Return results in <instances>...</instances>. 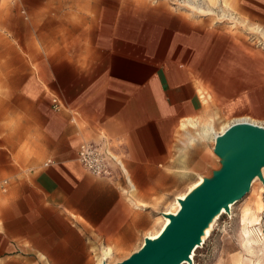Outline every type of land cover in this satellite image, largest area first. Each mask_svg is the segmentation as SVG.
<instances>
[{
	"label": "crops",
	"instance_id": "obj_1",
	"mask_svg": "<svg viewBox=\"0 0 264 264\" xmlns=\"http://www.w3.org/2000/svg\"><path fill=\"white\" fill-rule=\"evenodd\" d=\"M243 3L264 23V0ZM99 12L109 16L89 44L52 54L48 91L26 94L32 112L19 141L27 149L0 151V264H98L96 254L109 258L111 248L131 254L163 225L144 234L154 217L140 203L152 202L180 130L208 113L231 118L217 129L201 125L197 133L214 139L236 119L264 118V51L235 32L164 6ZM86 141L108 142L134 185L87 171L77 160Z\"/></svg>",
	"mask_w": 264,
	"mask_h": 264
},
{
	"label": "rangeland",
	"instance_id": "obj_2",
	"mask_svg": "<svg viewBox=\"0 0 264 264\" xmlns=\"http://www.w3.org/2000/svg\"><path fill=\"white\" fill-rule=\"evenodd\" d=\"M127 4L164 6L208 26L223 25L264 51V36L257 30L264 31V23L243 0H0V93L4 94L0 107V151L18 145L27 149V142L19 141L26 115L32 112V99L26 94L34 99V89H48L43 78L50 69L52 54L57 49L62 52L71 48L72 52L89 44L98 23L109 16L99 12L100 6ZM228 14L231 15L226 17ZM201 99L208 108L210 98L204 93ZM229 119L208 113L198 118L197 128L180 130L172 165L165 174L158 175L156 188L150 191L152 202L140 203L154 217V224L144 234L160 228L161 212L175 210L176 195L183 194L199 176H208L211 168L219 166L212 150L214 139L197 132L203 123L213 122L217 129ZM257 120L264 126V118ZM198 168L202 171H196ZM130 183L134 185L131 179ZM141 242L142 237L140 246ZM111 249L108 264L130 255ZM101 256L104 255L96 254L98 264ZM193 264H264V181L257 177L230 211L215 220L203 244L196 248Z\"/></svg>",
	"mask_w": 264,
	"mask_h": 264
},
{
	"label": "water",
	"instance_id": "obj_3",
	"mask_svg": "<svg viewBox=\"0 0 264 264\" xmlns=\"http://www.w3.org/2000/svg\"><path fill=\"white\" fill-rule=\"evenodd\" d=\"M212 150L219 166L180 200L176 213L165 215L170 221L156 238L144 237L137 250L114 264H192L190 255L201 245L204 229L214 216L222 209L229 212L254 179L264 181V126L231 123L215 136Z\"/></svg>",
	"mask_w": 264,
	"mask_h": 264
},
{
	"label": "built area",
	"instance_id": "obj_4",
	"mask_svg": "<svg viewBox=\"0 0 264 264\" xmlns=\"http://www.w3.org/2000/svg\"><path fill=\"white\" fill-rule=\"evenodd\" d=\"M54 107L59 104L56 98L53 99ZM77 160L93 175L106 178L113 182L121 181V178L131 186L130 178L123 172V162L118 153L106 141H86L79 145Z\"/></svg>",
	"mask_w": 264,
	"mask_h": 264
},
{
	"label": "bare ground",
	"instance_id": "obj_5",
	"mask_svg": "<svg viewBox=\"0 0 264 264\" xmlns=\"http://www.w3.org/2000/svg\"><path fill=\"white\" fill-rule=\"evenodd\" d=\"M231 14H228L226 17L230 16ZM257 30H259V32L264 36V31H262L260 28H257ZM2 98V97H1ZM2 102V101H1ZM242 121H246V122H251L249 120H246V119H236L234 122H242ZM233 122V123H234ZM251 123H254V122H251ZM257 124V123H255ZM258 125H261V124H258ZM229 126V125H228ZM227 126V127H228ZM226 129V128H225ZM224 129V130H225ZM213 128H207L206 131L207 132H212ZM223 130V131H224ZM262 174H263V177H264V172L262 171ZM255 182V179L252 181V184ZM203 183V178L202 176L193 184L191 185L182 195L180 196H176L175 197V202L173 203V206L175 207V210L174 211H163L161 212V217L163 218V225L161 226V228L159 229V231L154 234V235H149V236H145V237H149V238H156L160 233L161 231L164 229V227L169 223V218L165 215H168V214H172V213H176L179 208H180V200L184 199L188 193H190L191 191H193L195 188H197L198 186H200L201 184ZM233 205V204H232ZM232 205H230L229 209H231ZM224 212H227L225 211L224 209L221 210L220 213L216 214L214 216V218L209 222V224L206 226V228L204 229V234L202 235V242H201V245L203 244L205 238L209 235V232H210V229L213 225V223L215 222V220ZM201 245H198L197 247L201 246ZM196 247V248H197ZM196 248L193 250L192 254L190 255V259L192 260V264H193V257H194V253H195V250ZM107 252V251H106ZM108 255H110V253H107ZM106 254V255H107ZM107 257V256H106ZM105 256H101L100 258V264H104V263H107V258ZM181 264H191V261H184L182 262Z\"/></svg>",
	"mask_w": 264,
	"mask_h": 264
}]
</instances>
